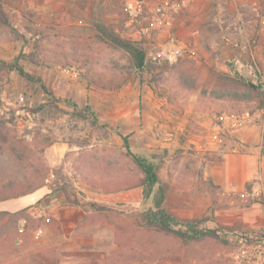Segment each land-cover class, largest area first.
I'll return each instance as SVG.
<instances>
[{"label": "rangeland", "instance_id": "1", "mask_svg": "<svg viewBox=\"0 0 264 264\" xmlns=\"http://www.w3.org/2000/svg\"><path fill=\"white\" fill-rule=\"evenodd\" d=\"M98 25L143 48L146 68L135 70L125 51L99 41ZM23 53L57 61L53 68L21 61L53 93L54 106L39 83L16 72L0 78V121L22 153V160L0 154V177L35 168L48 181L29 195L0 201V210L26 208L30 218L42 219L37 230L3 243L0 264L120 263L112 254L118 249L116 225L126 219L124 237L136 234L130 225L153 201L144 200L140 188L112 194L91 188L80 171L92 165L135 174L123 137L131 153L156 164L169 184L167 206L174 214L202 219V227L229 241L200 243L180 258L139 264H237L240 237L264 241V92L256 100L227 80L236 75L244 83L259 81L264 91V0H0V60ZM87 55L125 68L126 83L102 89L88 84L79 62L63 67L65 60ZM218 93L226 98H216ZM65 100L79 109L90 105L98 125L77 117ZM250 156L259 163L242 186L237 161ZM61 177L80 202L105 205L121 218L80 226L85 212L58 190ZM209 179L221 187L217 204ZM24 227L21 222V232ZM135 246L151 247L149 239Z\"/></svg>", "mask_w": 264, "mask_h": 264}, {"label": "trees", "instance_id": "2", "mask_svg": "<svg viewBox=\"0 0 264 264\" xmlns=\"http://www.w3.org/2000/svg\"><path fill=\"white\" fill-rule=\"evenodd\" d=\"M94 35L99 41L107 42L125 51L135 70L141 71L146 68V51L138 47L135 42L116 33L114 28L109 29L106 26L98 25V29L94 32ZM21 61L48 68L55 67L57 61L40 59L34 53H23L11 62L0 60V78L16 72L28 81L39 83L47 95V100L49 99V104L54 106L53 93L45 87L39 77L28 74L24 70ZM75 62H79L77 68L85 74L88 84L102 89L113 91L120 89L126 83L129 75L125 68L109 66L96 60L92 55L85 57L77 56L74 57V61L65 60L63 67H74ZM218 77L222 78V75ZM227 80L232 82L233 85L244 88L254 99L261 100L259 93L264 91L259 81L257 83H244V79L236 75L229 77ZM218 94L219 96L216 98L221 100L226 98V94ZM228 101L233 102L232 99ZM64 102H67L74 108V114L77 117L84 120H92L94 125H98V119L90 105L87 104L85 107L79 109L75 102H70V100H65ZM6 131L5 122L0 121V154L22 160L20 156L22 153L19 152L17 142ZM122 139L128 150L126 156L130 157L134 164L135 174L122 175L112 171L109 167L97 168L92 165H88L86 169L80 171L82 180L91 188L103 190L106 194L140 188L143 199H151L153 201V207L143 211L141 218L139 220L136 219L134 225H130L133 232H136L137 237L135 233L127 237V239L124 237L126 233L124 224H129L126 219L122 220L123 223L116 225L115 243L118 249L112 254L119 258L120 263L111 261V264H129L131 260L135 264H139L143 261H153L165 257L180 258L183 250L209 241L222 246L229 244L226 237L216 229L202 227V219L187 220L174 214L167 206L169 184L161 181L156 164L147 157L131 153L128 137H123ZM51 145L52 143L49 141L45 146L37 145V147L39 151L43 152L46 147ZM61 180L63 181L59 185L58 190L63 194L67 203L81 207L85 212V216L79 222L80 226L83 224H98L112 217L121 218L122 214L116 213V211L105 205L91 201L80 202L77 199L76 190L70 181L65 177H61ZM47 181L48 175L35 168L26 169L17 176L0 177V201H9L29 195L46 185ZM176 181L179 185L183 184L181 179H176ZM220 189V185L215 184L212 179L208 180V190L213 204L218 203L217 192ZM22 220H26L23 232L20 231ZM41 221V218L36 220L30 218L26 208L16 211L0 210V248H2L3 243L9 240L14 239L16 241L22 234L37 230L40 227ZM147 239H149L150 248L145 246L140 250L135 246L137 242H143ZM132 241L135 243H132ZM128 244L133 246L130 252L126 250Z\"/></svg>", "mask_w": 264, "mask_h": 264}, {"label": "built area", "instance_id": "3", "mask_svg": "<svg viewBox=\"0 0 264 264\" xmlns=\"http://www.w3.org/2000/svg\"><path fill=\"white\" fill-rule=\"evenodd\" d=\"M22 224L24 227L26 220H23ZM238 244L239 246L235 253L237 264H263L262 260L264 258V241L248 243L246 238L240 237Z\"/></svg>", "mask_w": 264, "mask_h": 264}, {"label": "crops", "instance_id": "4", "mask_svg": "<svg viewBox=\"0 0 264 264\" xmlns=\"http://www.w3.org/2000/svg\"><path fill=\"white\" fill-rule=\"evenodd\" d=\"M237 162H238L237 168H239V169L237 172L238 179H236V180H237L239 185L243 186V185H246L247 182L250 180V176L252 174V171L254 169H257V165H258L259 161H258L256 156H250L246 159L245 158L238 159ZM246 163H247V165H246ZM246 171H247V173H246ZM83 216H84V214H83ZM83 216H82V218H83Z\"/></svg>", "mask_w": 264, "mask_h": 264}]
</instances>
